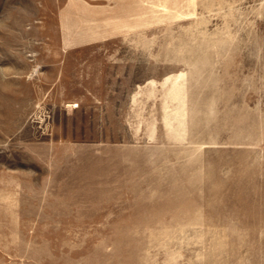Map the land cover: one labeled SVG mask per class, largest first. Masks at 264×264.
I'll return each instance as SVG.
<instances>
[{
    "label": "rangeland",
    "instance_id": "1",
    "mask_svg": "<svg viewBox=\"0 0 264 264\" xmlns=\"http://www.w3.org/2000/svg\"><path fill=\"white\" fill-rule=\"evenodd\" d=\"M0 264H264V0H0Z\"/></svg>",
    "mask_w": 264,
    "mask_h": 264
},
{
    "label": "crops",
    "instance_id": "2",
    "mask_svg": "<svg viewBox=\"0 0 264 264\" xmlns=\"http://www.w3.org/2000/svg\"><path fill=\"white\" fill-rule=\"evenodd\" d=\"M92 37V36H91ZM71 38H73V37H71ZM77 38H80V37H77ZM94 38V37H93Z\"/></svg>",
    "mask_w": 264,
    "mask_h": 264
}]
</instances>
